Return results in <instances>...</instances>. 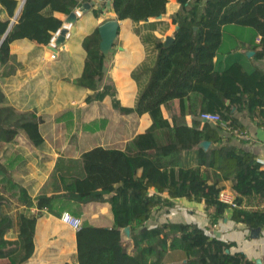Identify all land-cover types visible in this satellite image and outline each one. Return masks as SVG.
Instances as JSON below:
<instances>
[{"label": "trees", "instance_id": "1", "mask_svg": "<svg viewBox=\"0 0 264 264\" xmlns=\"http://www.w3.org/2000/svg\"><path fill=\"white\" fill-rule=\"evenodd\" d=\"M90 2L24 0L18 12L16 0H0V76L8 74L13 41L27 39L48 45L62 26L54 13L69 15ZM110 2L118 19L139 23L164 14L168 0ZM176 2L179 8L172 16L176 26L172 41L164 45L161 39L142 36L144 43L152 44L154 54H148L132 71L138 84L134 107L121 108L137 115L147 113L150 127L123 148L94 146L76 160L65 164L58 160L35 200L12 181L8 186L0 181V259L4 264H24L32 256L37 219L36 215L20 214L17 235L11 239L8 232L13 220L4 211L5 206L14 202L47 209L54 215L66 210L78 216L82 205L104 201L109 204L113 224L97 227L82 221L76 231L77 264H256L241 252H231L232 243L195 224L168 221L146 226L156 210L171 207L175 198H184L203 202L212 224L230 208L235 222L264 229V208L241 207L244 197L264 201V164L256 155L228 146V137L219 134L233 128L241 130L233 110L264 126V71L240 61L241 55L223 51L224 27H247L258 36L257 42L247 43L248 48L255 58L264 60V0ZM82 46L86 51L84 67L74 83L92 92L86 102L114 96L98 29L83 38ZM222 55L227 56L224 65ZM174 99L180 102L181 117L192 116L191 126L176 119L170 125L162 116L161 105H169ZM113 105L118 106L115 99ZM205 112L218 115L219 121L200 120ZM38 123L29 112L0 106V141L8 142L22 134L38 146L43 141ZM202 142L209 145L204 148ZM223 181L232 184L234 207L219 201ZM150 187L156 193H149ZM47 188L52 191L50 195ZM125 227L130 229L133 253L124 247L121 229Z\"/></svg>", "mask_w": 264, "mask_h": 264}, {"label": "crops", "instance_id": "2", "mask_svg": "<svg viewBox=\"0 0 264 264\" xmlns=\"http://www.w3.org/2000/svg\"><path fill=\"white\" fill-rule=\"evenodd\" d=\"M16 1L19 12L24 0ZM107 1L91 0L87 10L80 8L81 15L71 22V37L60 42L56 51L48 45H39L27 39L13 41L9 46L11 59L8 74L0 76V106L33 114L39 121L43 141L40 145L33 146L22 134L8 142L0 141V181L7 186L8 181H12L24 188L32 200L40 194L58 160L62 164L71 159L76 160L84 151L94 146L123 148L125 143L145 132L151 125L147 113L137 115L134 112H124L121 108L134 107L138 84L132 78V71L148 58V54H154L152 44L144 43L142 36L150 35L163 42L166 37H172L176 30L172 16L179 5L176 0H168L166 10L160 18L135 23L130 19H118L111 5L107 6ZM0 12L3 13L1 7ZM54 15L62 21V25L69 23L68 15ZM109 20H115L118 24L113 50H109L106 56V73L115 95H107L100 101L86 102L87 96L92 92L74 83L83 71L86 57L82 40ZM257 40L258 36L247 27L228 25L223 29V51H229L233 56L241 55L243 58L240 61L264 71V60L255 58L254 52L247 46V43ZM250 52L253 54L250 55ZM54 53L56 55L53 57ZM226 58V55L221 56L222 65ZM114 99L117 107L113 105ZM160 108L162 116L170 125L174 119L188 126L192 125L191 115L181 117L178 99H174L169 105H161ZM233 112L242 124L241 130L233 128L219 134L228 137V146L264 159V126L251 120L244 112ZM222 185L224 189L233 192L230 181H223ZM156 191L154 187L148 189L149 193ZM46 192L47 195L52 193L50 188ZM107 197L106 195L105 198ZM172 202L171 207L156 210L146 226L168 221L195 224L218 239L232 243L231 252H241L252 262L264 264V229H250L235 222L231 219L230 208L225 210L224 216L216 224H212L205 213L203 202L184 198H175ZM241 207L264 208V201L244 197ZM81 209L82 213L76 216L66 210L54 215L47 209L38 210L35 206L26 207L14 202L5 206L4 211L13 220V226L8 232L11 239L17 235L20 214L37 216L34 251L24 264H77V230L62 222L61 214L68 212L80 219L81 223L85 220L97 227H111L113 224L107 201L87 203ZM122 239L126 251L133 253L135 247L130 234L128 238L122 235ZM166 261H169L168 257ZM4 263L5 260L0 259V264Z\"/></svg>", "mask_w": 264, "mask_h": 264}, {"label": "built area", "instance_id": "3", "mask_svg": "<svg viewBox=\"0 0 264 264\" xmlns=\"http://www.w3.org/2000/svg\"><path fill=\"white\" fill-rule=\"evenodd\" d=\"M74 14L76 17H79L81 15L79 9H76L74 11ZM72 27H73V23L69 22L66 24H63L50 38V41L48 43V46L53 50L56 51L57 48L59 47V44L57 43V39L59 37V35L61 34L62 30H65V33L63 35L64 40L69 39L72 35L71 31H72ZM56 54H52V56L54 57ZM199 119L202 121H209V122H218L219 121V116L216 114H212V113H202L199 116ZM257 161L260 164H264V159L263 158H259L257 159ZM218 198L219 201L226 204L229 207H234L235 206V194L229 190L226 189H222L219 194H218ZM60 219L62 222L70 225L72 228H74L75 230H78L81 226V221L80 219L70 215L69 213H63L60 216Z\"/></svg>", "mask_w": 264, "mask_h": 264}, {"label": "water", "instance_id": "4", "mask_svg": "<svg viewBox=\"0 0 264 264\" xmlns=\"http://www.w3.org/2000/svg\"><path fill=\"white\" fill-rule=\"evenodd\" d=\"M22 4L23 2L20 4L19 11L22 7ZM110 5H111V2L110 0H108L107 6L110 7ZM89 7H90V4L85 3L83 4L82 9L87 10ZM157 18H160V16H158ZM75 19H76V16L74 13H71L67 16L68 22L75 21ZM117 28H118V24L115 20L106 21L103 24H101L98 28L99 35H100V49L105 56H107L109 50L110 51L113 50L112 45L114 42V38L116 37V34H117ZM64 33H65V30H62L61 34L59 35L57 39L58 44L64 40V37H63ZM171 41H172V37H166L164 40V45H167ZM252 54L253 52H250V55ZM208 145H209V142L200 143V146H203L204 148L207 147ZM129 234H130L129 227H125L121 229V235L128 238Z\"/></svg>", "mask_w": 264, "mask_h": 264}, {"label": "rangeland", "instance_id": "5", "mask_svg": "<svg viewBox=\"0 0 264 264\" xmlns=\"http://www.w3.org/2000/svg\"><path fill=\"white\" fill-rule=\"evenodd\" d=\"M65 213H68V212H65ZM70 214V213H69ZM71 215V214H70ZM82 224V223H81Z\"/></svg>", "mask_w": 264, "mask_h": 264}]
</instances>
